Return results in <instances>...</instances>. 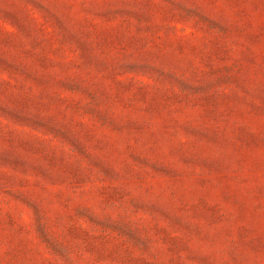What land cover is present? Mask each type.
<instances>
[{
    "label": "rangeland",
    "instance_id": "1",
    "mask_svg": "<svg viewBox=\"0 0 264 264\" xmlns=\"http://www.w3.org/2000/svg\"><path fill=\"white\" fill-rule=\"evenodd\" d=\"M0 264H264V0H0Z\"/></svg>",
    "mask_w": 264,
    "mask_h": 264
}]
</instances>
